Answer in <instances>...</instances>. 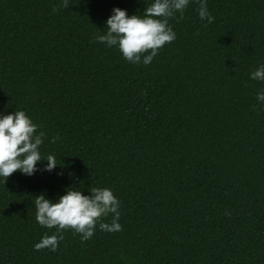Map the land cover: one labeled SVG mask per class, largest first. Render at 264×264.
Returning a JSON list of instances; mask_svg holds the SVG:
<instances>
[{"label": "trees", "instance_id": "obj_1", "mask_svg": "<svg viewBox=\"0 0 264 264\" xmlns=\"http://www.w3.org/2000/svg\"><path fill=\"white\" fill-rule=\"evenodd\" d=\"M150 3L0 0V112L25 111L41 158L56 157L0 177V264H264V81L249 79L264 0H207L212 23L189 0L147 65L94 40L113 8ZM70 186L110 188L121 230H64L56 251L35 250L55 229L35 221L34 197Z\"/></svg>", "mask_w": 264, "mask_h": 264}, {"label": "clouds", "instance_id": "obj_2", "mask_svg": "<svg viewBox=\"0 0 264 264\" xmlns=\"http://www.w3.org/2000/svg\"><path fill=\"white\" fill-rule=\"evenodd\" d=\"M189 0H151L140 15L126 14L120 8H113L105 20V29L94 36L96 42L105 47H115L122 58L132 64H149L158 50L166 43L176 39V33L169 24V18L176 13L183 17ZM60 7L66 9L68 0H60ZM55 11V8L53 9ZM197 15L200 20L212 23L214 17L208 11L207 0H198ZM249 79L264 81V64L249 73ZM256 100L264 105V89H258ZM38 125L23 110L8 114L0 112V177L4 180L13 172L31 176L37 171V163L46 161L43 170L51 171L56 167V157L47 155L41 158L40 145L45 133L37 131ZM58 137H52L55 143ZM35 198V221L46 229L54 228L52 234H43L33 247L35 250L47 248L56 251L64 239L63 231L71 230L79 234L80 240L90 239L97 227L101 231L118 232L122 226L120 202L107 187H91L87 195L82 191L68 187L55 202L43 194ZM111 214V221L102 218ZM99 222V223H98Z\"/></svg>", "mask_w": 264, "mask_h": 264}]
</instances>
